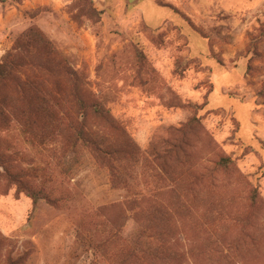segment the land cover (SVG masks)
Segmentation results:
<instances>
[{
	"label": "rangeland",
	"instance_id": "374dc122",
	"mask_svg": "<svg viewBox=\"0 0 264 264\" xmlns=\"http://www.w3.org/2000/svg\"><path fill=\"white\" fill-rule=\"evenodd\" d=\"M2 62L0 264H264V0H0Z\"/></svg>",
	"mask_w": 264,
	"mask_h": 264
},
{
	"label": "trees",
	"instance_id": "16d2710c",
	"mask_svg": "<svg viewBox=\"0 0 264 264\" xmlns=\"http://www.w3.org/2000/svg\"><path fill=\"white\" fill-rule=\"evenodd\" d=\"M9 74L8 71V66L6 65V62H2L0 63V79H3L5 77H7ZM74 99L76 101V104L83 110V111H87L89 110V108H91L93 110V113L100 117V118H108V115L106 114L105 109L100 105V104H88L87 101L78 93H74ZM92 134H88L87 136L85 135L84 138L86 140V143L88 142L89 145L92 144V147L95 151L98 152V154L103 155V154H107L108 153H113L112 149H105L103 148L104 143L102 142V140H100V138L97 137H93L91 136ZM124 150H126V154H128L127 156L129 157H134L135 155V148L133 147V144H131V141H128L127 144H125L124 146ZM122 150L120 149H115L114 152H121ZM3 157L0 154V164L3 162ZM11 175V174H9ZM38 195V194H37ZM36 194L34 195V203H36L39 199V197Z\"/></svg>",
	"mask_w": 264,
	"mask_h": 264
}]
</instances>
